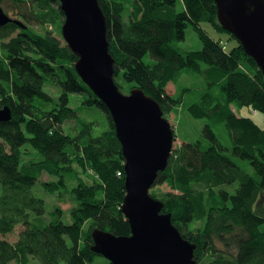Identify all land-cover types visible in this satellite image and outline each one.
Listing matches in <instances>:
<instances>
[{
	"label": "trees",
	"instance_id": "16d2710c",
	"mask_svg": "<svg viewBox=\"0 0 264 264\" xmlns=\"http://www.w3.org/2000/svg\"><path fill=\"white\" fill-rule=\"evenodd\" d=\"M98 1L120 91L122 83L128 91L140 88L158 102L164 117L184 106L194 118L207 121L201 138L176 149L159 173L156 185L167 184L169 191L150 195L163 203V213L172 216L182 237L196 245L198 264H264L259 209L264 126L241 113L246 109L264 116L262 71L219 25L214 0H182L181 9L178 0ZM56 2L0 0V7L6 6L25 27L13 22L0 26V110L12 112L11 120L0 122V264H29L31 257L39 264H91L100 256L93 251L95 230L131 235L122 212V145L106 105L76 73L78 57L62 35L65 16L61 5L51 6ZM202 23L226 32L235 47L224 51L227 47L211 38ZM189 27L202 41L201 50L177 47ZM247 63L257 73L254 78L241 69ZM186 71L202 76L205 89L169 95V84ZM84 110H98L105 125L99 129L96 119L81 116ZM69 121L75 125L67 131ZM24 147L36 151L29 161ZM78 162L93 169L100 183L87 184L74 167ZM43 174L55 179L43 182ZM70 182L77 186L69 192L68 217L57 205L44 219V202L32 188L39 183L52 194ZM20 225L24 230L17 242L8 241L5 235Z\"/></svg>",
	"mask_w": 264,
	"mask_h": 264
},
{
	"label": "water",
	"instance_id": "95a60500",
	"mask_svg": "<svg viewBox=\"0 0 264 264\" xmlns=\"http://www.w3.org/2000/svg\"><path fill=\"white\" fill-rule=\"evenodd\" d=\"M219 25L233 35L264 77V0H214ZM65 16L62 35L78 57L80 79L106 105L125 158L126 196L122 212L131 236L95 230L93 251L111 264H198L196 245L182 237L163 213L164 205L150 195L173 152L174 133L158 102L140 88L123 94L114 80L115 60L109 52L107 20L98 0H59ZM15 23L0 7V26ZM9 107L0 122L9 121Z\"/></svg>",
	"mask_w": 264,
	"mask_h": 264
},
{
	"label": "rangeland",
	"instance_id": "374dc122",
	"mask_svg": "<svg viewBox=\"0 0 264 264\" xmlns=\"http://www.w3.org/2000/svg\"><path fill=\"white\" fill-rule=\"evenodd\" d=\"M178 4H179V8L181 9L183 7L182 0H178ZM59 5H60L59 2H56L54 5L51 4V6H53L55 9L58 8ZM3 8H4L5 12L11 18L19 20V18H17V16L15 17L14 13L8 12L6 10V6L4 7V5H3ZM201 27H202V29H204L206 31V33L211 38L216 39V40H220L223 48L227 47L226 50H224V51H229L233 47H235L236 42H234L233 38L230 35H228L226 32H222V31L217 30L215 27H213L209 23H202ZM32 28L35 30H38V31L41 30V27H39L37 25H32ZM177 47L181 51H197V50L202 49L203 43L200 40L198 34L193 30V28L189 27L186 30L185 40L182 42H179L177 44ZM249 65H250L249 63H247L246 65H241V69L243 71H245L246 73H249V75L254 78L257 73L254 69H249L248 68ZM121 86L123 88L121 90V92L123 94L127 95L130 93V91H128V88H129L128 85H126L125 83H122ZM205 87H206V82L202 76H199L198 74H195V73L193 74L189 71H186L177 83H175V84L170 83L169 84V86L167 88V92L171 96H176L178 93H180L181 91H183L185 89H188V91H192V90L201 91V90L205 89ZM46 89L49 90L52 94L53 93L55 94V92H56V90L54 88L46 87ZM188 94H189V92H187L185 95H188ZM194 95H197V94L195 93ZM233 109L237 115H240V112H238L237 106L234 105ZM241 113L245 116L252 117L253 120L260 127L264 126V116L262 114L257 113L255 115L254 114L251 115L252 112L249 110H246V109L242 110ZM253 113H255V112L253 111ZM86 115H89L93 119H96L98 121L99 124H97V126L99 129H101V127L103 125H105V118H104V116L101 115V113L98 110H92V112H89L88 114H87L86 110H84V112L82 113L81 116L84 117ZM165 118L169 121V123L173 129V133H174L173 152L176 149L181 148V146L184 143L194 142V141L198 140L199 138H201L203 128L207 123V121L205 119H200V118H196V117L194 118L192 115H190L187 112V110L184 106L175 107L174 109L169 111V113L165 114ZM74 125H75L74 121H69V122H67L65 129L67 131H70L71 129H73ZM23 150H24L23 153H24L25 161L31 160L36 155L35 154L36 151H34L31 147H24ZM27 153H30V154H27ZM74 167L77 169L78 174L80 173L79 174V175H81L80 177L82 179H85V182L87 184L97 185V183H100L99 176L96 175L95 171L93 169H90V167H88L87 164L85 166H83V165H81L80 162H78V163L74 164ZM53 179H55V178L50 177L47 174H43L41 177V180L43 182L52 181ZM76 186H77L76 182L75 183L70 182V183H68L67 187H63L61 190H58L57 192L52 193V194L50 192L47 193L41 187V185L39 183H37L32 188V192L35 195V197L44 202V205H45L44 210L46 212L44 219L48 220V216H50V213L52 212L54 207L57 205L64 211V215H66L68 217L69 209L73 204L71 201L72 198L70 197L69 192ZM166 191H169V187L167 184L156 185V181H155V183L152 185L150 193H151V195L152 194L161 195L162 193H164ZM2 193H3V188L0 185V197L2 196ZM259 209H260V212L264 215V193L262 194L261 200L259 202ZM64 220L67 221V224L70 223V220L68 221V218H64ZM126 220L128 221V219H126ZM198 225L201 226V223H199ZM23 230H24V227L20 225L14 230V232H11V233L5 235V238L10 242L15 243V242H17L19 235L21 234V232ZM106 232H108V231H106ZM114 235H116V234H114ZM96 254H98V253H96ZM98 255H100V256L97 257L95 259V261L91 264H111V262L109 260H107L105 257H103L101 254H98ZM9 264H19V263H17L16 261H12ZM29 264H39V262L37 260H34L31 257Z\"/></svg>",
	"mask_w": 264,
	"mask_h": 264
},
{
	"label": "bare ground",
	"instance_id": "6f19581e",
	"mask_svg": "<svg viewBox=\"0 0 264 264\" xmlns=\"http://www.w3.org/2000/svg\"><path fill=\"white\" fill-rule=\"evenodd\" d=\"M131 236V235H130Z\"/></svg>",
	"mask_w": 264,
	"mask_h": 264
}]
</instances>
